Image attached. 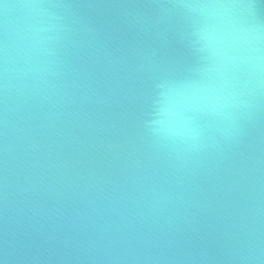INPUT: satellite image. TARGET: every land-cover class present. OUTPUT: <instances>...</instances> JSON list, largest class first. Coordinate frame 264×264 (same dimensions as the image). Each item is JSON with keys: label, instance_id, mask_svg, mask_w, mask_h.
<instances>
[{"label": "water", "instance_id": "95a60500", "mask_svg": "<svg viewBox=\"0 0 264 264\" xmlns=\"http://www.w3.org/2000/svg\"><path fill=\"white\" fill-rule=\"evenodd\" d=\"M196 2L0 0V264H264V74L232 122L168 98L216 79ZM30 3L45 71L5 77Z\"/></svg>", "mask_w": 264, "mask_h": 264}, {"label": "clouds", "instance_id": "9594fccd", "mask_svg": "<svg viewBox=\"0 0 264 264\" xmlns=\"http://www.w3.org/2000/svg\"><path fill=\"white\" fill-rule=\"evenodd\" d=\"M5 7L7 10L8 6ZM23 7L30 10L29 16L34 14L36 18L25 25L13 46L15 56L22 62V66L17 67L14 62L9 68L6 62L3 67L5 77L9 74L17 76L45 71L41 57L51 52L48 45L52 37L47 33L51 30L52 24L48 10L38 3L25 4ZM184 7L202 21L200 33L213 60L209 72L215 73L216 79L211 85L171 86L168 98L170 101L190 99L203 101L204 106L214 115L232 122L234 110L248 105V100L242 99L245 90L251 92L264 74V48L261 47L264 30L252 22L241 23L235 14L238 6L228 0H198ZM240 69L247 72L246 80L236 76V70ZM154 123L161 125L152 129L154 133L190 135L192 139L199 137V133L194 130H178L165 126L162 122Z\"/></svg>", "mask_w": 264, "mask_h": 264}]
</instances>
